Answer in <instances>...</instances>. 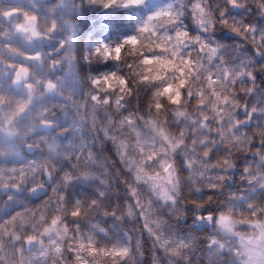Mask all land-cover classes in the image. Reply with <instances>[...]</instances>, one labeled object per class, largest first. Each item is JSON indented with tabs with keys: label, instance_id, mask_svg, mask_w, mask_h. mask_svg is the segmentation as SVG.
Returning a JSON list of instances; mask_svg holds the SVG:
<instances>
[{
	"label": "clouds",
	"instance_id": "9594fccd",
	"mask_svg": "<svg viewBox=\"0 0 264 264\" xmlns=\"http://www.w3.org/2000/svg\"><path fill=\"white\" fill-rule=\"evenodd\" d=\"M0 264H264V0H0Z\"/></svg>",
	"mask_w": 264,
	"mask_h": 264
}]
</instances>
